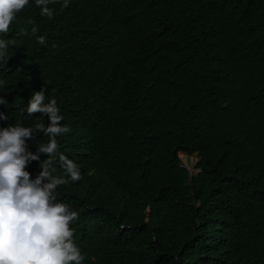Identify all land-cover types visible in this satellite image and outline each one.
<instances>
[{
  "label": "trees",
  "instance_id": "16d2710c",
  "mask_svg": "<svg viewBox=\"0 0 264 264\" xmlns=\"http://www.w3.org/2000/svg\"><path fill=\"white\" fill-rule=\"evenodd\" d=\"M30 3L0 34V128L47 126L28 102L57 99L83 264H264V0H70L51 20ZM29 19L72 64H42Z\"/></svg>",
  "mask_w": 264,
  "mask_h": 264
},
{
  "label": "clouds",
  "instance_id": "9594fccd",
  "mask_svg": "<svg viewBox=\"0 0 264 264\" xmlns=\"http://www.w3.org/2000/svg\"><path fill=\"white\" fill-rule=\"evenodd\" d=\"M39 15L53 19L57 14L52 4H60V10L68 8L70 0H34ZM31 7L30 0H0V34L11 31L10 25L22 10ZM30 33L24 29L19 35L34 37L40 45H46L47 37L37 35L39 28L34 19L27 21ZM6 36H0V66L8 64L11 56L9 45L14 44ZM4 81L0 80V85ZM46 88L32 94L26 112L29 117L41 114L45 122L25 127L16 122L0 128V264H83L87 254L75 241L80 213L57 195L60 186L83 179L80 166L68 159L60 150L58 137L71 131L62 125L56 98L48 99ZM48 102L45 103V100ZM8 104L0 97V105ZM24 113V112H22ZM8 117L0 114V120ZM43 134L46 142L29 150L28 141ZM47 159L41 161V156ZM58 157V160H57ZM39 163L35 178L26 168L32 162ZM57 163L62 175H55Z\"/></svg>",
  "mask_w": 264,
  "mask_h": 264
},
{
  "label": "rangeland",
  "instance_id": "374dc122",
  "mask_svg": "<svg viewBox=\"0 0 264 264\" xmlns=\"http://www.w3.org/2000/svg\"><path fill=\"white\" fill-rule=\"evenodd\" d=\"M34 1V0H33ZM40 58L44 59L43 65L45 67L52 64H63V63H71L70 51L68 52H60L52 45L43 46L42 53ZM182 160L184 165L191 169L192 165L196 162V157L182 156ZM193 173V169H191Z\"/></svg>",
  "mask_w": 264,
  "mask_h": 264
},
{
  "label": "bare ground",
  "instance_id": "6f19581e",
  "mask_svg": "<svg viewBox=\"0 0 264 264\" xmlns=\"http://www.w3.org/2000/svg\"><path fill=\"white\" fill-rule=\"evenodd\" d=\"M194 165V164H193Z\"/></svg>",
  "mask_w": 264,
  "mask_h": 264
}]
</instances>
